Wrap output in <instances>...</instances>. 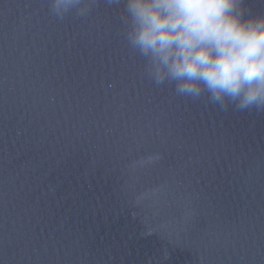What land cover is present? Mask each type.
Masks as SVG:
<instances>
[{
    "label": "water",
    "instance_id": "water-1",
    "mask_svg": "<svg viewBox=\"0 0 264 264\" xmlns=\"http://www.w3.org/2000/svg\"><path fill=\"white\" fill-rule=\"evenodd\" d=\"M129 27L0 0V264H264V110L156 85Z\"/></svg>",
    "mask_w": 264,
    "mask_h": 264
},
{
    "label": "clouds",
    "instance_id": "clouds-1",
    "mask_svg": "<svg viewBox=\"0 0 264 264\" xmlns=\"http://www.w3.org/2000/svg\"><path fill=\"white\" fill-rule=\"evenodd\" d=\"M94 0H51L63 18L77 7L86 15ZM110 5L121 0H106ZM245 0H124L127 39L147 59L156 85L208 101L221 110H264V15H250ZM141 160V166L158 161Z\"/></svg>",
    "mask_w": 264,
    "mask_h": 264
}]
</instances>
